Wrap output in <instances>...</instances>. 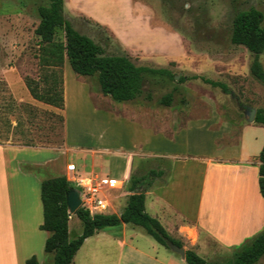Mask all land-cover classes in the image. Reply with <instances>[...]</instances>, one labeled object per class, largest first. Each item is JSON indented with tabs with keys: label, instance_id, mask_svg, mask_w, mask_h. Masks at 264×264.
Instances as JSON below:
<instances>
[{
	"label": "crops",
	"instance_id": "0c3cea01",
	"mask_svg": "<svg viewBox=\"0 0 264 264\" xmlns=\"http://www.w3.org/2000/svg\"><path fill=\"white\" fill-rule=\"evenodd\" d=\"M26 14L22 10L21 15ZM65 16L72 25L86 19L101 26L114 42L109 48L125 53L139 66L190 71L204 60L208 64L216 59L224 79L249 78L251 87L245 86L247 91L242 90L235 104L244 113L264 109V86L250 72L254 56L245 47L232 45L231 32L205 37L222 42L214 48L195 49L177 31L154 25V8L143 0H65ZM259 60L264 67V54ZM77 77L66 60L64 125L74 102L83 131L81 143H71L66 131L64 146L58 149L0 143V264H28L34 257L37 264H54L53 254L45 252L52 233L41 229L42 183L67 177L77 187L67 169L76 165L72 161L76 155L86 164L76 165L75 175L104 185L107 196L99 194L107 207L103 214L113 208L112 214L120 216L129 197L144 189L146 212L186 250L209 262L232 260L264 232L259 187L264 125L249 122L248 116L246 122L227 120L226 114L235 117L232 101L224 97L218 106L208 102L212 107L204 117H193L188 110L180 113L174 103L164 106L166 111L152 107L128 111L125 105L131 102L103 109L94 103L90 85ZM78 88L84 91L75 93ZM140 179H144L141 189L132 192L133 181ZM82 231V222L71 216L70 236ZM144 233L131 224L103 229L84 242L72 264H186ZM257 264H264V257Z\"/></svg>",
	"mask_w": 264,
	"mask_h": 264
},
{
	"label": "rangeland",
	"instance_id": "374dc122",
	"mask_svg": "<svg viewBox=\"0 0 264 264\" xmlns=\"http://www.w3.org/2000/svg\"><path fill=\"white\" fill-rule=\"evenodd\" d=\"M143 1L154 8L156 14L154 25H165L169 30L177 31L185 38L190 39L195 49L203 50L211 48V46L214 48L218 43H222L218 40L205 39V37L229 34L232 30L234 16L238 12L254 6L264 13V0L257 2L253 0H182L172 5V9L162 6L160 0ZM46 3V0H0V143L58 149L64 146L65 131L69 132L71 143L78 144L82 141L81 132L83 131L74 102L67 109V122L64 125L65 114L63 117V111L36 101L26 87V80H33L35 84H38L39 91L44 92L48 85L45 78L53 70L47 67L40 68L39 38L35 34L40 19L38 7ZM22 10L27 12L25 16L21 15ZM73 25L81 33L92 37L97 42H101L99 35L105 33L103 29H99L86 19H81ZM56 39L64 40L63 29L57 31ZM107 51L112 52V48H107ZM218 71L215 59V62L208 64L204 60L190 71L172 69L175 80H170L165 76L149 75L145 81L144 96L152 95V102H146L142 98L140 101L131 102L125 106L128 111L148 107L157 111H166L159 101L166 94L173 93L174 105L180 113L188 110L193 117H204L212 107L208 105V102L218 106L220 102H223L224 97L232 101L231 116H234L235 120L227 114L225 118L234 122H246V114L241 110V106L235 104L237 102L233 100H239V96H243L242 90L247 91L245 86L251 87L248 84L249 78L229 76V80H226L219 75ZM195 75L223 82L229 86L233 93L226 94L221 89L206 85L201 80H189ZM77 78L79 82L90 85L93 101L99 107L112 109V107L115 108L123 104L104 96L101 93L98 79L79 76ZM181 78L188 80L181 84L179 83ZM78 89L75 90V93L84 91L81 88ZM232 96H235L234 99ZM261 105L264 106V97ZM221 109H223V103ZM184 121L185 119H182L180 123L183 124ZM102 125L105 127L104 124ZM84 132H89V128L87 130L84 128ZM72 161L79 168H83L86 164L77 155L72 156ZM197 183L198 174L195 175L192 185L193 199L196 195ZM76 189L81 191L78 187ZM101 189L103 195L107 196L104 185ZM113 212L114 209L111 208L106 214L109 215ZM76 220L73 219L72 223ZM144 236L147 240L154 242V239L146 233ZM74 237H76L75 234H71V238ZM166 249L173 253L168 248Z\"/></svg>",
	"mask_w": 264,
	"mask_h": 264
},
{
	"label": "trees",
	"instance_id": "16d2710c",
	"mask_svg": "<svg viewBox=\"0 0 264 264\" xmlns=\"http://www.w3.org/2000/svg\"><path fill=\"white\" fill-rule=\"evenodd\" d=\"M46 1L45 5L38 7L40 22L35 34L39 38L40 68L47 67L53 70L45 78L48 85L44 92L39 91L38 84H35L33 80H26V87L36 101L64 110L63 67L66 60L69 61L76 75L98 79L101 93L118 103L137 102L142 98L146 102H152V95L144 96L145 81L149 75L165 76L170 80H175V74L169 69L139 66L119 50L108 52L107 48L111 47L114 42L101 26L95 24L107 34L99 35L101 42H97L92 37L79 32L66 19L65 0ZM160 1L162 6L168 9L182 0ZM263 23L264 13L255 7L238 12L233 19L231 43L245 47L254 56L250 67L251 76L264 86V67L259 60L264 54ZM59 29L64 31L63 41L56 39ZM187 80V78H181L179 83L182 84ZM189 80H201L206 85L219 88L226 94L231 93L228 85L223 82L198 75L192 76ZM159 103L161 106L171 107L174 103V94H166ZM255 123L264 125V109L257 111ZM259 161V187L264 197V148ZM143 181L144 179L133 181L132 192L141 189ZM74 188L76 187L67 177L50 178L42 183L41 199L44 207V222L41 229L52 233L46 241L45 252L53 254L54 264H72L77 252L88 238L103 229L122 224L142 227L148 235L169 250L168 242L183 247L181 242L169 236L157 219L146 212L145 193L132 194L127 207L120 216L115 214L91 215L81 207L74 215L82 222L83 231L81 235L71 238L69 221L73 215L68 208L67 196ZM263 257L264 232L240 248L230 261L209 262L192 250L186 251L185 261L186 264H257ZM28 264H37V259L35 257L30 259Z\"/></svg>",
	"mask_w": 264,
	"mask_h": 264
},
{
	"label": "built area",
	"instance_id": "2783aa9c",
	"mask_svg": "<svg viewBox=\"0 0 264 264\" xmlns=\"http://www.w3.org/2000/svg\"><path fill=\"white\" fill-rule=\"evenodd\" d=\"M68 171L73 173L70 180L81 189L82 207L85 208L91 215L103 214L107 207L105 202L100 199L101 185L96 183L91 177H78L76 173V165H68Z\"/></svg>",
	"mask_w": 264,
	"mask_h": 264
},
{
	"label": "water",
	"instance_id": "95a60500",
	"mask_svg": "<svg viewBox=\"0 0 264 264\" xmlns=\"http://www.w3.org/2000/svg\"><path fill=\"white\" fill-rule=\"evenodd\" d=\"M256 113H257L256 110L253 108H249L245 112L246 116H248L249 122L252 123L255 121ZM144 193H145L144 189L136 192V194H144ZM67 204H68L70 213L74 215L76 211L79 210L83 205V202L81 199V192L77 190L76 188L72 189L67 196ZM168 247L174 254L179 255L183 260H185L187 250L184 247H179L171 242H168Z\"/></svg>",
	"mask_w": 264,
	"mask_h": 264
}]
</instances>
